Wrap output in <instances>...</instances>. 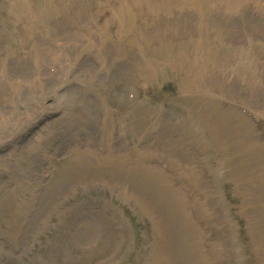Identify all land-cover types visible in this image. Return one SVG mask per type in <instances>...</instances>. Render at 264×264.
<instances>
[{
	"label": "rangeland",
	"instance_id": "rangeland-1",
	"mask_svg": "<svg viewBox=\"0 0 264 264\" xmlns=\"http://www.w3.org/2000/svg\"><path fill=\"white\" fill-rule=\"evenodd\" d=\"M37 1L38 2L36 8L38 9V12L41 13L44 11L43 0ZM101 1L103 2V5H91L92 12L90 18L82 19L79 17L77 18V21H68L67 24H76V27L79 30L78 34H76L77 36H74L76 42H78L79 39H82L84 37L85 25L92 21L97 15V13H99L100 11H102V9L106 7L108 2L114 0ZM224 1L225 0H214L207 1L205 3H207L208 5H210V3H215V5L217 6L218 2L222 5H225L226 3H222ZM140 2L141 0H137L136 4H138L139 6ZM253 2L254 0H238L230 5L233 7H239V5H242L241 7H243L246 5L245 7L250 9L253 6ZM61 11L62 9L58 11L55 10L50 14H45V20L48 23H51L47 26L48 32L44 34L47 37L53 34H60L62 31H64V28L67 26V24L59 23L58 14L61 13ZM164 15L165 14H163V17ZM6 16L7 14L5 12L0 15V24L3 23L4 19L8 24V28H10L11 25L9 21L12 16H9L10 18L8 19H6ZM139 16L136 13V16H134L133 18V15L131 14V21H122L123 28L125 27L127 32H130V27L132 26L133 21L136 19L137 22V19L141 18ZM226 17H229V13L228 15H226ZM55 18L58 19L56 20ZM234 20L238 21V19L236 20V18H234ZM17 22L18 20L14 22L15 26H17ZM158 23L159 21L156 22V24ZM238 23H242L243 27L244 21L242 22L241 20L238 21ZM152 27V24H147L146 30ZM118 28V23L113 18L110 20V22H108L106 26V30L109 32L117 33L119 32ZM185 31L187 30L168 33L165 40L167 42H170V36L173 35L174 37V35L181 34ZM14 34L15 35L12 37V39L10 38L7 41L8 45L6 49H4L2 54L0 53V104H2L0 105V264H3L7 259H14L16 257L23 258L25 254L27 255L30 252L33 253L34 251L38 250H41L45 256V260H43L41 264H59L58 261H56L55 257L52 258L51 256L47 259L48 251L46 249L47 244H52L50 241L53 239V236L48 231V227H51L52 224H56V213L55 215L54 213H52V209L50 208L52 206L45 207L44 202L43 204H38L37 202V205L34 208L32 207V203L30 201V195L24 198L22 197L23 195H20V193H23V189L25 188L28 177L30 175L27 170L28 168L24 164V161L27 153L30 152L28 150L31 144L40 135H42L44 131L48 130L53 123H56V120L59 116L61 117L63 109L60 105V98L68 94L70 97L73 96V100L71 101V105L69 108L73 109L76 107V113L78 114L80 113L83 115V108L86 110V112H90V109L88 107L87 98H85L84 96V98L82 99V97L79 95L80 92L77 93V91L74 90L71 85H69V88L58 92L56 95H51L48 91L45 90L48 87L50 88L52 81L48 80L44 82L43 68L46 66L45 60H47V57L50 55H46V51L38 47L40 44L44 46V42L41 39L43 35L38 36L37 34L36 36V40H41L39 44H37L36 50L41 56L42 61V63L38 67H36L33 66V64H35V60L37 57H33L30 53V49L33 48V45H31L32 48L31 46H29L27 50L25 47L26 45H24L23 42L24 39H21L20 41L17 40L19 38V32L16 31L14 32ZM245 36L248 37L250 35L247 33ZM260 36L262 37V35ZM199 39L200 41L202 40L201 37ZM27 41H31L32 43L33 40L29 38V40ZM230 42L232 41H219V44L222 45L224 49H227L226 47ZM139 43H141V45L139 46H141L145 52L148 51V55L151 52L149 48L152 46H157L151 45V41H149L147 44H144L142 41H140ZM133 45H135V43L131 44L130 47ZM187 45H178L176 42L168 48L160 49V51L157 50L155 56L149 59L148 62L150 65V71L147 73H143L144 78L140 81V83H142L140 84L139 88L140 105L143 106L150 104L153 109L158 110L159 122L157 123V125L160 126L157 127L156 125L155 130H151L152 137L149 139L148 142L146 141L145 144L138 145L137 147H141L140 149L137 147H135V149L138 150L137 152L140 156L141 152L146 150L148 153L146 154L145 158L146 160L150 159V157L152 156V152L154 151L153 148L155 146V142L158 141L159 144H161V140L167 143H170L173 140V136L171 137L170 135L173 134L175 128H173L172 125H169L173 124L174 122L171 117V112L179 111L181 113L186 114L185 116L189 118L190 123H192V127L198 133L197 138L201 140L202 144H207L208 148L210 149L208 154L210 158L209 161L210 163H212L211 168L214 169V172L217 174V176L220 175L221 178H226V181L222 182L223 190L225 193H227L226 198L227 200H229V204H231V206L232 204L242 206V210L238 212L239 217H241L242 219V223L246 225H249L250 223L253 230L261 234V236L259 235V237L254 239L256 242L249 243L248 240L242 235L243 232L241 230L239 233L241 243L244 244L245 250L247 251V253L248 251L252 253V257L248 259L249 264H255L256 255L261 257L260 252H264V191L261 190L262 187L264 188V146L258 151L253 150L251 153L248 151L245 152L246 149L245 145L243 144V137L240 131L237 134H233V130L231 127L223 126L218 131H215V133H213L211 132L212 128H210L209 131L214 134L212 137L209 131L207 132L208 129L206 130L205 125L202 122V118L209 116L212 117V111L214 110V108H211L210 104L216 105L217 107L233 105V114L241 118L242 124H246V122H248V125H251V144L253 145L254 141L256 145L262 144L264 142V132H262L264 131V124H262L264 123V90H256V88H253V86H255L253 85L255 84L253 81L257 82L256 80L258 76L256 73L253 76L250 74V70H253L254 66L251 67V63L249 61L245 63L243 59L241 60V67H239L238 69H234L231 74H229L230 71L228 69L225 70L227 72L216 71L218 74H221L223 78L231 79L226 81V83L220 84L219 81L213 80L211 77H204L200 72L199 66L197 65L194 71L195 78L192 72L188 75L189 77H192L195 80L193 82L189 81V83L185 84L184 81L186 76V70L187 66L190 64L189 55L191 49V44ZM108 50L109 49H105L102 56H104ZM193 52L195 53L194 56L198 60L199 65L207 64L203 61L204 53L201 51L200 48H197L195 50L191 49V53ZM70 53L73 55V57L76 55V57H78L80 54V50L73 48ZM128 54L130 55V51L128 52ZM182 54H184L185 56L182 57ZM235 55L236 54L234 53L230 54L228 52H222L219 55L220 66L223 63L225 64V60L227 57H232ZM245 55L246 57H253L252 61H254L255 66H259L260 69L263 67V46L259 47L253 45L252 47H250V49L246 51ZM207 56L208 55L205 53V59L207 58ZM246 57L244 59H247ZM66 59H71V57L64 58L61 62V67H64V61ZM87 61L93 62V59L88 58ZM88 62H86V65ZM6 64H8V67ZM219 64L217 65V67L219 66ZM118 65H120V62L117 64V66ZM73 66L74 67L71 70V72H73L71 77L72 79L77 78L80 75L75 71L78 69V65L77 67H75V64H73ZM155 66H157V69H154L156 68ZM37 76H42L43 78L42 82L40 80L39 86L34 84V79ZM119 76H122V78L124 79V74L122 75L121 71H117L113 82L112 94L110 95L109 92L106 91L107 89H103L102 95L104 96L108 107L110 106V110L115 111L118 109L120 111V114L122 115V113L125 114V95H122L123 92L121 90L123 88L124 80L121 79ZM147 76H152V79L148 80L146 78ZM96 78L97 77H93L91 79V83H94L96 81ZM78 80L81 81L79 77ZM28 85H30V87H27ZM24 86H26V88H22ZM24 89H27L29 91H37V89H42L44 91V93L40 96L42 102L38 99V97H36L34 101H39H36L34 103H27L26 101H24L26 100V96L21 95ZM17 90L21 92V101L27 103L28 107H22L19 104H14L16 106V109L19 111L20 115L15 118V121H12V113L5 111V109L7 108L5 104L6 102L14 101V99H16L15 97L13 100H10L16 95L15 93ZM211 96H213L214 98H218V102L211 99ZM76 103H78V105H76ZM238 106L245 108V110L248 111L249 114L246 115L245 113L239 111V109L237 108ZM210 111L212 113L208 114ZM120 114L119 118L121 117ZM85 116L87 119H91L92 121L91 117L87 115ZM156 120L158 121V118H156ZM33 121L34 125L32 126ZM142 124L143 122H140L137 126L138 130H136V132L138 135L141 132ZM55 125L57 124H54V126ZM114 126L115 125L109 126L106 124V133L110 134ZM132 131L133 130H128V136L133 138V136L131 135ZM158 131H160L159 134ZM81 133L82 132H80V130L76 129L74 131V136H67L74 140L75 138H79L78 134ZM91 135L92 134H90L88 140L84 142L88 143L91 139ZM222 135L228 136L229 140L220 144L221 141H219L217 137L220 138ZM138 137H136V139H138ZM71 149L72 151H75V149L77 151L76 141L71 142ZM15 151L16 153H14ZM78 151L83 153H80L76 156L88 157L87 153H90V159L93 163H95V159H98V161L101 163L106 162L102 157L97 156L98 154L97 152H95L94 149H78ZM44 155H41V158H43ZM122 155V151H119L116 156L122 158ZM66 158L55 163V166L53 168V175L49 180L47 189L42 193L43 200H46L47 196L52 192V184L58 178L60 180L62 178H72L73 174L71 172L72 169L70 166L74 164V160H66ZM186 159H188L186 162L182 160L176 162V165L181 164L178 169V172L180 171L183 177L185 178L183 180H190L193 183L191 184V187L194 186L198 189H201L199 188L200 184L201 186H206L201 177V174L198 172L197 166L196 168L194 166L195 162L191 160L190 157H187ZM254 160H256V165L252 166L251 162ZM188 161L192 163L190 166L189 163H187ZM32 162V160L28 162L29 165ZM140 163L142 166H145L142 159H140ZM233 167L238 169V176L243 179L238 184L236 182L231 181L228 175V170ZM188 169H191L192 173L188 174ZM56 175L58 177L55 178ZM101 176L102 175L100 171V174L98 176L99 181L102 178ZM95 178L96 177L92 179ZM103 178L104 180H106V175ZM75 180L83 179L75 178ZM98 180L93 183L94 187H92L91 184L87 183L81 184V186L88 193L93 192L92 194H94L97 191V188L101 187ZM106 184L107 181L103 183V185ZM249 186H252V190L255 186L258 187L259 191L258 195H256L258 199L254 200V198H252L250 202H247L246 200V204H244V199L240 196L241 194H243L245 198V193ZM26 188L28 189V184ZM15 192H17L18 194H16ZM203 193L205 192L203 191ZM206 196L208 195L206 194ZM168 197L171 199V204H173V207L178 212V217L181 219L182 222H184L185 217L182 215L183 210L181 208V203L169 193ZM243 205H245V209L243 208ZM243 210L247 211L246 216L242 213ZM27 215H31L32 219L31 221L29 219V226L26 228V232L24 234L21 233V236L23 235V238H21V252L23 253L18 255L15 253V248L13 246V237L17 235L20 228V224L22 225L21 221ZM186 216L188 217V215ZM247 219L249 220V223ZM85 238L88 237L86 236ZM142 244V242H140L139 245L136 244L138 256L129 254L127 258L128 261H122L120 262V264H142L139 263L141 261L140 258L143 255V251L140 247V245ZM43 245H45V247H43ZM63 252L66 253V250L59 246L58 256L60 260H62L61 255ZM260 261L263 263L264 256H262Z\"/></svg>",
	"mask_w": 264,
	"mask_h": 264
},
{
	"label": "bare ground",
	"instance_id": "bare-ground-1",
	"mask_svg": "<svg viewBox=\"0 0 264 264\" xmlns=\"http://www.w3.org/2000/svg\"><path fill=\"white\" fill-rule=\"evenodd\" d=\"M83 1H84V5H83L84 7L78 8V4H76V0H44L45 11L41 12L35 21V20H33V17H32L31 0H19L18 8L22 9L23 11L18 12V10H17L15 13V17L18 16L19 19L21 20V22L24 23V26H22L20 24L19 28L12 27V31L13 30H20L22 37L25 36V37L31 38L33 40L35 38L36 34H34L35 29H32L31 25L42 30L43 33H45V31L48 29L47 26L50 25L47 21H44L42 19L44 13L53 12L56 9L63 8V10L66 11V17L64 16V18L62 19V23L66 22V21H77V18H79L83 13H85V10L88 7L89 2H90V0H83ZM134 1L135 0H127V1L124 0L122 6L118 8V11H116L117 16L119 18H121L122 20H125V21L130 20L131 14H133V12H136V6H135ZM175 1H177V0L164 1V2H162V4L160 6H158V8H156V7L149 8L147 13L151 10L153 11V14L151 15V18H150V22H152L154 24L158 20H160L162 18L161 12L165 11V9L168 8L167 6L171 2H175ZM187 1H192L196 4H198V2H199L198 0H187ZM209 1H213V0H209ZM205 2H207V0H200V3H202V4H205ZM22 6H24V7H22ZM215 11H216L215 13H212L208 8H206V16H207L208 20H210L212 22V24H211V22H207V23L205 22L204 26H203L205 29L207 28L208 25L210 26V28H212L211 33H212L213 38L209 39V37H208L207 40H205V38L202 37L203 40H205L202 44H200L198 42H194L192 44V45H195L198 43L199 48L201 49V51L203 53H205V49H204L203 45H207V50H208L207 53L209 54L208 56L210 57V60H207L204 57L203 61L207 62L208 65L207 64L199 65L200 72L204 77L207 76V74H211L212 70H214L216 68V66L218 65L216 55H217L218 51L220 50V45L218 46L216 44L215 39L218 40L221 36H223L225 34V32L219 30V28L222 27L223 23L227 22L226 19H228V18H222L221 15L225 14L226 11L229 12L230 8H228V9L217 8V9H215ZM136 13H138V12H136ZM184 19L186 22H189V25H191V26L194 25V23L191 21V20H193L192 15H189V16L185 17ZM230 21H233V20H229V22ZM33 22L35 23V25L33 24ZM185 24L186 23L184 22V25ZM170 25H171V22L169 20H165L162 27H160V28L156 27L155 28V32H146V30H144L142 28V32L139 33L136 37L132 36L130 34V32H125V31H120V33L118 35H113L112 32H110L108 36L109 37L114 36L113 42L131 43V42H135L136 40L146 42L151 36H157V35L161 34L160 31H162L164 28L169 27ZM250 28H253V27L250 26ZM9 31H10V35H11L12 31L11 30H9ZM33 42L35 43V46L38 44V42H36V40H34ZM160 49H161V46L158 47V50H160ZM12 52H13V50H12ZM31 55L33 57L34 56L37 57L35 60V64H33V66L38 67L42 63L40 55L38 54V51L35 49L34 52H31ZM191 55H192L191 56L192 64L187 69V74H186V82H188V83H189V81L193 82L195 80V79L189 78L188 75H189V73L192 72L194 74V78H195V72L194 71H195V67L197 66V64L194 63L197 61V59L194 57L195 53L193 52V53H191ZM237 61H238V63H234L232 70L236 69L240 65V61L239 60H237ZM248 61L251 63V65H250L251 67L254 66V69L250 70V74L253 76L256 73L257 76L258 75L260 76V79H259V77L257 78V82L252 80L255 83V84H253V85H255V86H253V88H256V90L257 89L264 90V68L260 69L259 66H255L254 61H252V59H250V58L248 59ZM218 68L222 69L221 67H218ZM147 69H148V65H145L143 67L142 71L145 72ZM69 72H70V69L66 72L64 84L67 81H69L67 79V75L69 74ZM244 73H245V71H244ZM247 73H248V71H247ZM88 76H93V73H90ZM214 77L216 78L217 81H219V83L221 82L220 78H218L216 76H214ZM83 82L87 85L91 84V79L87 80V81H83ZM210 107L215 108V106L212 104H210ZM212 112H213L212 118H210V119H208L207 117L202 118L203 119L202 122L204 123L206 130L208 129L207 132L209 131L210 128H212L211 132L215 133V131H218L221 127L229 126L232 128L233 134H237L239 131L241 132L242 137H243V144L245 145V149H246L245 152L248 151L251 153L255 149L256 145L251 144L252 141L250 139L251 135H250V130H249L248 124L240 123L239 120L237 119V117L231 113L227 117H225V116H222L221 112L218 111L217 109L213 110ZM212 112L210 111V113H212ZM116 114H117V112H115V115ZM145 114H148V113H146V112L143 113V111H141L138 116H131L128 120L121 119V121H119L118 124H120L121 127L123 128V132H128V128L133 129L131 134H133L136 137L137 133H136L134 127H136L139 120L141 121L143 118L146 117ZM154 114H155L156 118H158V115H159L158 110H156V113H154ZM109 115L111 116L110 112H109ZM65 117L68 118L69 120H74L75 122L79 123L81 128H83L86 132L88 131V127H87V123H86L85 119H83L79 115L78 116L77 115L72 116V114L69 113L68 110H66ZM158 121H159V118H158ZM211 132L209 131V133L213 137L214 134ZM226 140H228V136L222 135L221 138L219 139V141H221L220 144L224 143V141H226ZM160 142H161V144H159L158 141L155 142V149L156 150H154V152H152V155L158 156V154L156 152V151H158V152H164V153L168 152L167 154L171 157V159H174L175 157L180 159L181 155H182V158H185V157L191 158V156H189V154L186 152H183V153L177 152L176 153L175 152L177 149L176 147H174L173 149L171 147L168 148L169 144L167 142H164L163 140H161ZM172 144H175V143H172ZM147 153L148 152L146 150H144L141 152V156L145 157ZM76 154H77L76 152H73L71 155H76ZM136 158H138V157L135 156V159H133V160L138 162V159H140V158H138V159H136ZM145 159L146 158H144L143 160H145ZM74 160L76 161V163H74L72 173H74V175L77 176V178L83 179V181H85V179H86L85 174L86 173H84V172L86 171L85 170L86 166L89 165L91 167V172H92L93 171L92 167H95V164L91 163L90 157H88L87 160H84V159L82 160V159L76 157ZM115 164H116V166H119L118 167L119 170L126 175H128V173L130 171L134 172V173H138L139 175H135L134 177L142 185V187L144 189L146 188V186L149 184L150 181L159 177L157 170L155 171L154 167H147V169H149V170L145 169L148 172L147 173L143 168H141V167L138 168L139 163L137 165H134V163H133V164H131V166H128L125 163L123 164V163L119 162L118 160H116ZM120 165H126V167H123ZM190 165H191V163L189 164V166ZM251 165L255 166L256 160L252 161ZM236 171H237V168H234V167L230 168V170H228V175H229L230 179L235 180V182L238 181V179H237L238 174L235 175ZM187 173L188 174L192 173V170L188 169ZM144 175H148V178H147V176H144ZM180 178H182V176ZM59 182L62 183V180H60ZM156 184L157 183L155 182L154 186H156ZM15 193L18 194L17 192H15ZM159 194L162 195L160 199L165 200V205H164V209H165V206H167L166 202H171V199L169 197L167 198L168 194L167 195H164L163 193H159ZM256 195H258V190H252V192L248 195V198H251L253 196L254 200H256V199H258V197ZM22 197L24 198L25 194ZM173 228L176 229V227H173ZM247 229L250 230L251 227L247 226ZM186 250H187V246L183 245L182 246V252L184 253V251H186ZM157 257H158L157 260H152L150 262L155 263V264H165V262L167 260H169V258L162 253H158ZM177 258L181 262L186 260V258H182V257H177Z\"/></svg>",
	"mask_w": 264,
	"mask_h": 264
}]
</instances>
